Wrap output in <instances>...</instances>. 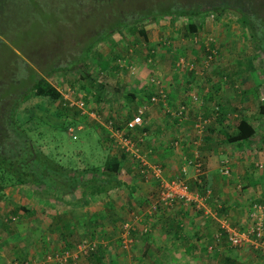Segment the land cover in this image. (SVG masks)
Here are the masks:
<instances>
[{"label": "crops", "instance_id": "obj_1", "mask_svg": "<svg viewBox=\"0 0 264 264\" xmlns=\"http://www.w3.org/2000/svg\"><path fill=\"white\" fill-rule=\"evenodd\" d=\"M201 48L207 52V46ZM206 52H197L193 45L189 64L185 60L184 65L173 67L169 73L161 72L159 65L151 72L142 71L144 76L149 73L146 81H155V88L148 90L143 82L128 86L137 92L136 99L129 101L123 94L119 102L111 103L114 109L106 116L105 135L114 144L130 140V147L160 166V176L136 158V163L120 165L115 186L106 191L85 197L74 191L70 197L60 191L51 195L67 198V204L72 205L69 218L61 217L65 209L53 213L42 208L38 211L28 208L26 202L17 212L9 210L4 214L0 210V264L42 262L45 253L60 248L82 230L104 236L103 228L109 221L114 226L108 229L104 248L107 244L110 249L109 239L121 231L136 239V253L126 256L125 264H264V113L260 108L264 102V71L260 74L256 67L238 65L230 69L206 65L196 68L197 62H192L198 56L208 63ZM212 53L215 56V47ZM237 60L238 57L235 63ZM160 91L165 92V97L152 101L150 97ZM140 110L141 124L128 128V114ZM241 118L249 121L256 132L248 138L232 140ZM117 122L121 125H115ZM121 146L118 153L124 150ZM125 155L130 154L124 152ZM170 180L185 183L190 199L176 195L169 205L162 204L160 192ZM6 187L0 200L10 197V203L14 191ZM43 190L41 196H50ZM111 193L113 197L107 198ZM42 197L41 200L47 199ZM94 197H101L99 208L79 216L74 212L77 201L85 199V204L90 205ZM106 204L111 210L119 205L115 218L96 214ZM2 208L7 210L5 205ZM37 217L40 224L31 226L29 222ZM130 219L134 220L130 227L123 228L121 222ZM257 221L262 224V240L251 236L240 245L230 244L229 229H243ZM88 257L86 262L79 256L70 258L65 264H93ZM113 259L108 264H113ZM47 264L61 263L53 260Z\"/></svg>", "mask_w": 264, "mask_h": 264}, {"label": "rangeland", "instance_id": "obj_2", "mask_svg": "<svg viewBox=\"0 0 264 264\" xmlns=\"http://www.w3.org/2000/svg\"><path fill=\"white\" fill-rule=\"evenodd\" d=\"M205 1L81 0L82 3L76 7H68V9H75L69 10L66 14L56 12L51 14V10L47 9V11L40 8L37 0H10L5 6H10L11 10L16 12L18 10L22 12L19 15L16 13V18L11 20L13 24L10 27L12 28L9 27L5 34H0V38H3L0 44V65L2 66L9 60L14 61L10 71L13 77L18 76H15L12 71L13 68L18 69L21 65L25 69L20 70V74L25 73L26 77L37 76L38 74L44 76L45 68H50L55 60L62 66L54 71V82H52L62 92L63 98L54 99L49 96L38 97L28 94L19 106L17 117L19 120H26L28 117L29 120L26 123L32 128V132L38 138L39 143L49 153L67 165L73 164L81 167L97 165L102 163L110 153L120 155L118 153L120 143L114 144V141L105 135L107 133L106 116L114 109L111 103L113 101L119 102V98L123 97L122 92H124L125 87H130L132 84L141 85L143 82L142 86L146 89L155 88V81H146L150 77L149 73L144 76L142 71L147 69L151 72L152 68L155 69L156 65H159L161 72L169 73L173 67H181L177 64L174 65V60L175 58L178 59V56L186 60V64L187 62L189 64V59L193 58L191 54L193 45L196 46L197 52L200 49L206 52V49L201 48L204 44L208 47L207 50L216 48L215 56L210 57L207 64L204 63L206 62L205 59L200 56H198L200 59L196 57L197 60L192 62L193 64L197 62L196 68L205 65L212 68L219 67V69L235 68L237 57L242 60L248 56L252 57L257 52L253 48V39L249 35L247 36L248 32L244 23L229 8H225L220 14L211 8H207L202 13L192 16L198 27L195 32H189L186 26L189 19L187 15H177L172 11L169 14L149 15L151 10L158 11L167 7H173L172 10H175L177 7L167 6L168 4L181 2L190 5L187 7H191L196 4H204ZM58 3L62 2L59 1ZM66 3L68 2L62 4L65 6ZM24 6H27V11ZM143 15L148 16L141 19ZM7 20L9 22V19ZM140 26L145 28L147 39L138 33L137 28ZM102 36L105 38L92 45ZM195 40L196 42H194ZM88 44L92 47L85 58V62H88L89 71L92 72V75L98 80L104 81L106 85L105 92L101 94L100 99H96V90H94V96L91 91H87L81 86L82 67L79 65L82 66V64L72 63L80 56L79 54L83 53V50H86L85 46ZM258 54L254 62L256 69H258L257 72L262 74L264 71V51L261 50ZM100 58L109 60L110 64L107 68H100L98 63ZM259 58L262 60L260 61ZM1 66L0 83L2 86L0 88L2 90H14L17 86L23 85L19 83L20 80L17 82V86L13 80L8 81L6 72ZM158 79L161 80L160 75ZM27 83L29 84V82ZM262 84L264 85V82ZM146 93H143L142 97H145ZM2 95L5 96V94ZM81 101L84 102L83 105H79ZM131 106L133 105L131 104ZM78 124L81 125L79 129L77 128ZM70 126L74 128L76 137L68 131ZM135 159L134 156L125 155L121 164H129L130 161L136 163ZM146 160L151 164L153 158L148 157ZM85 173L90 174L89 171H85ZM3 179L2 172H0V180ZM116 182V179L111 181V187L115 186ZM5 187L6 189L11 187L14 192H10L13 194L12 202L9 203L8 201L10 197L0 200V210L4 214L9 210L12 212L18 209L21 204L26 202L28 208H37L38 211L42 208L53 213L57 209H65L61 217H71L72 205L67 204L65 200L67 198L42 194L44 198H47V201L41 200L43 198L41 196L42 188L37 189L36 185L31 184L28 186L9 184ZM74 192L75 194L78 193L77 196H81L79 188L75 189ZM58 193L60 192L58 191ZM64 195L70 197L71 194L66 193ZM112 197L111 193L107 198ZM84 201L85 199L77 201L76 207L73 208L78 216L85 215V211L91 214L90 212L102 205L101 197H94L90 205L85 204ZM3 205L7 210L2 208ZM112 207L111 210V206L106 204L104 209H99L96 214L98 217L106 218L111 215L112 218H115L117 216L115 212H118L119 205ZM127 221L129 220L121 222L123 228L130 227V224L126 225ZM108 223L103 228L104 236L99 237L97 233L91 235L94 232L88 230H82L80 235L70 236L68 246H70L71 251H74L79 240L86 239L90 244L95 241V246L89 255L84 252L78 253L77 256L82 257L84 262H86L85 257L89 256L88 260L94 261L93 264H101L102 261L103 264H108L113 258V264L127 263L128 260L125 262L126 256L130 258L128 255L136 253L134 250L136 239L134 236L128 235L129 233L122 234L123 231H121L118 236L112 235L109 239L112 247L108 249L106 244L104 248L102 243L108 239V229H113L111 227L114 226L113 221ZM29 224L31 226L40 224L38 217L32 219ZM112 238L116 241L111 240ZM120 246L124 251L120 250ZM32 249L35 250L33 246ZM132 259L134 260L135 257Z\"/></svg>", "mask_w": 264, "mask_h": 264}, {"label": "trees", "instance_id": "obj_3", "mask_svg": "<svg viewBox=\"0 0 264 264\" xmlns=\"http://www.w3.org/2000/svg\"><path fill=\"white\" fill-rule=\"evenodd\" d=\"M59 1L68 3L64 6L62 3H58ZM9 2L10 0H0V34L2 35L5 34L13 24L11 20L16 18V13L19 15V13L21 14L22 12H19V10L16 12L11 10L10 6H5ZM37 3H39L40 8L51 10V14L54 12L66 14L69 10L75 9H68V7H76V5L82 2L81 0H37ZM44 5L47 6L45 7ZM167 6L177 7H175V10H172L173 7L162 8L158 11L151 10L149 15L157 13L169 14L171 11L175 12L177 15H187L189 19L186 26L189 32H195L198 28L192 16L202 13L203 10L207 8H211L219 14L222 13L225 8H229L236 13L239 19L244 23L248 32L247 36L249 35L253 39V48L257 50L258 53L261 50L264 51V0H206L204 4H196L191 7H187L190 5H185L181 2L168 4ZM24 7H26L27 11V6ZM144 16L148 15H143L141 19ZM7 19H9V22ZM137 30L138 33L142 34V36L147 39L143 26L138 27ZM103 38L105 37L102 36L98 38L92 45ZM2 39L3 38H0V44L2 43ZM92 45H86V50H83V53L79 54L80 56L73 60L72 63H77V65L82 64V66L79 65V67H82L81 78L83 82L81 81V86L87 91H91L92 95H94V90H96V99H100L101 94L105 92V82L95 78L92 72L89 71L88 62H85V58L91 50ZM207 52L209 53L210 50H207ZM257 52H255L251 58L237 60V65L242 68H255V57L259 55ZM259 60L261 61L262 58H259ZM98 63L101 69L107 68L110 64L109 60L105 58H100ZM242 63L245 64L243 65ZM13 64L14 61L9 60L2 66L0 65L4 68L8 81L13 80L15 86H17L19 80V83L23 84L17 86L14 90L3 89V91L0 88V172H2V177L4 178L0 180V197L4 194L5 185L9 184L36 185L37 189L44 188L43 192L46 190L50 195H56L54 192L58 191L72 195L73 191L79 188L81 196L84 197L89 194L100 193L110 189L111 181L117 178L121 159L123 158L125 150H122L120 155L116 153L108 154L104 161L97 165L85 167L75 166L73 164L67 165L61 162L55 155L49 153V151L39 143L38 138H36L32 132V128L26 123V121L29 120L28 117H26V120H19L17 117L19 106L23 98L28 96V94L38 97L49 96L54 99L63 98L62 92L53 83V73L55 70L62 67L61 64L55 60L50 68H45L44 76L38 74L37 76L30 75L29 77H26L25 73L22 75L20 74V72L25 69L22 65L18 69L16 67L13 68L12 71L15 76L18 75L13 77L10 72L11 65ZM77 69L79 68L77 67ZM27 82H29V84ZM0 86H2L1 83ZM2 94H5V96ZM123 94L129 101H134L138 95L134 89L127 87L124 88ZM260 108L261 112L264 113V102ZM220 109L222 110L224 108ZM134 114V112H132L131 115L128 114L129 116L126 120L128 121ZM115 125L119 126L121 124L117 122ZM255 132L256 128L249 121L241 118L237 123L236 132L230 139L239 140L248 138L253 136ZM85 171H89L90 174L87 175ZM18 209H16L15 212H17ZM69 226L70 224L65 227L67 228ZM69 242L62 243L60 248L52 249L53 251L50 252L70 248V246H68ZM92 252V250L89 251L87 255Z\"/></svg>", "mask_w": 264, "mask_h": 264}, {"label": "built area", "instance_id": "obj_4", "mask_svg": "<svg viewBox=\"0 0 264 264\" xmlns=\"http://www.w3.org/2000/svg\"><path fill=\"white\" fill-rule=\"evenodd\" d=\"M214 50V49H213ZM213 50L211 49L209 53H207V57L210 58L213 55ZM177 65H184L185 60L181 57H178L177 61H176ZM160 97L164 98L165 97V92L160 91L159 95L154 94L152 95L150 98L152 101H156L157 99H159ZM84 102L81 101L79 103V105H83ZM181 108H185L184 105H181ZM142 122V112L141 110L136 113L132 118H130L127 122L126 125L128 128H133L138 124H141ZM81 127L80 124L77 125V128L79 129ZM68 131H70L74 137H76V134L74 133V128L72 126H70L68 128ZM122 146L124 147L125 153L130 154L131 156H134L135 158H138L140 163H142L143 165H146V168H148L147 166H150L153 170V174L155 176H160V166L156 165L157 163L155 162H151V164L146 160L147 158L145 156H143L142 154H140L138 151H136L137 149L132 146L130 144V140L128 139H124L123 142H121ZM120 144V146H121ZM121 146V147H122ZM130 147V148H129ZM200 165V163H198V166ZM199 168V167H198ZM155 169V170H154ZM227 170V168H226ZM168 186H164V188L161 190L160 192V202L162 204H170L169 201H171L176 195H179L185 199H190V195H189V191H188V187L185 183L180 182V181H176V180H170L168 182ZM130 221L133 222L134 220L130 219L129 221L126 222L127 224H130ZM228 240L230 242V244L232 245H240L244 242H246L248 240V238L255 237L256 240H260L261 239V234H262V224L260 221L255 222V224L251 225L250 227H245L243 229H239V228H231L228 230ZM131 240V239H130ZM262 240V239H261ZM261 242V241H260ZM262 243V242H261ZM264 243V242H263ZM76 247L74 248V251H71L70 248H64L61 251H54V252H49L47 254H45L40 260H42V262H36L34 260L32 261H27L24 264H33L35 263H40V264H47L51 261H57L61 264L67 263L69 261L70 258H74L78 255V253L80 252H84V253H88L91 249H93V247L95 246L94 242H90L87 241L86 239H81L78 243H76L75 245ZM39 260V261H40ZM38 261V260H37ZM32 262V263H31Z\"/></svg>", "mask_w": 264, "mask_h": 264}]
</instances>
